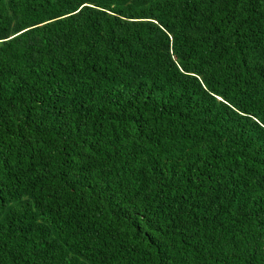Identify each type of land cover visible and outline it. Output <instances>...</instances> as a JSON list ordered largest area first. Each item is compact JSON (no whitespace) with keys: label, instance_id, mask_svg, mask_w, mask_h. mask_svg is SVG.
<instances>
[{"label":"trees","instance_id":"obj_1","mask_svg":"<svg viewBox=\"0 0 264 264\" xmlns=\"http://www.w3.org/2000/svg\"><path fill=\"white\" fill-rule=\"evenodd\" d=\"M0 264H264V0H0Z\"/></svg>","mask_w":264,"mask_h":264}]
</instances>
